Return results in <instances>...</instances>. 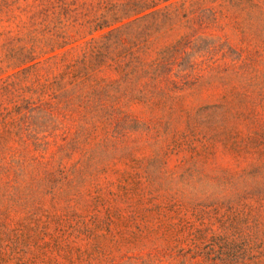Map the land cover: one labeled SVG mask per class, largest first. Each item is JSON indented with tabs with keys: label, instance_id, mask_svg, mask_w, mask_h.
Returning a JSON list of instances; mask_svg holds the SVG:
<instances>
[{
	"label": "rangeland",
	"instance_id": "1",
	"mask_svg": "<svg viewBox=\"0 0 264 264\" xmlns=\"http://www.w3.org/2000/svg\"><path fill=\"white\" fill-rule=\"evenodd\" d=\"M49 1L0 0V30ZM196 1L129 79L113 63L82 107L28 113L0 153V264H264V205L233 180L264 151V0Z\"/></svg>",
	"mask_w": 264,
	"mask_h": 264
},
{
	"label": "trees",
	"instance_id": "2",
	"mask_svg": "<svg viewBox=\"0 0 264 264\" xmlns=\"http://www.w3.org/2000/svg\"><path fill=\"white\" fill-rule=\"evenodd\" d=\"M241 1L257 7L254 0ZM187 2L51 0L38 6L30 20L32 30L25 35L15 36L11 31L0 30V49L5 52L0 57V153L14 157L19 149L13 147L26 145L24 123L31 110L60 108V105L82 107L84 88L95 91L101 84L98 74L103 69H112L113 63L120 62L117 70L129 79L138 71L133 64L142 63L150 51L151 34L169 27ZM206 2L197 0L191 5L190 12L193 14L200 9L199 5ZM2 11L0 9V14ZM130 28L141 32L136 37L128 36L126 31ZM115 34L119 36L115 38ZM122 34L128 37L122 38ZM144 36L147 38L143 39ZM115 39L133 47L114 56L112 48L114 43H118ZM73 50L80 53L75 56ZM171 50L173 48L168 47L160 55L166 56ZM161 65L156 61L152 63L151 70H156L153 75L157 73L155 68ZM56 68L62 69V73L55 74ZM146 73L151 74L149 71ZM158 74L155 80L160 78ZM70 85L72 91L69 90ZM259 142L255 140L254 144ZM255 154L258 155L256 161L233 180L235 185L250 182L258 201L264 205V151ZM219 260L224 261L223 258Z\"/></svg>",
	"mask_w": 264,
	"mask_h": 264
}]
</instances>
